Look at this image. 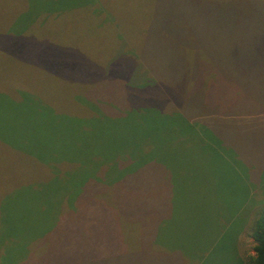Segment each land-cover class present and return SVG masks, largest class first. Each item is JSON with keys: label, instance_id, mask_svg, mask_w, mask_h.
<instances>
[{"label": "rangeland", "instance_id": "374dc122", "mask_svg": "<svg viewBox=\"0 0 264 264\" xmlns=\"http://www.w3.org/2000/svg\"><path fill=\"white\" fill-rule=\"evenodd\" d=\"M55 1L49 21L17 34L51 4L0 0V264H250L264 207V0H96L92 19L85 0ZM117 27L142 66L124 62ZM130 71L144 88H129ZM117 102L147 116L119 117ZM175 109L173 122L205 126L170 149L154 127ZM133 140L157 164L117 159Z\"/></svg>", "mask_w": 264, "mask_h": 264}, {"label": "trees", "instance_id": "16d2710c", "mask_svg": "<svg viewBox=\"0 0 264 264\" xmlns=\"http://www.w3.org/2000/svg\"><path fill=\"white\" fill-rule=\"evenodd\" d=\"M27 1H29V4H30L31 1L40 3L41 0H27ZM69 1H70L69 3L73 5L78 0H76V1L75 0H69ZM85 1L88 3L87 4L88 8H87V12L84 13V17L92 19L93 17H95L94 13L96 12V0H85ZM48 2H50L52 7L51 6L48 7V10H45V11L35 12V14H33L32 17L28 16L30 18V20L27 19L28 21L23 24L22 28L19 29V31H18L19 33H17V34H21L22 32H26L27 33V31H29L31 29V25L33 27L34 23H37L38 20H42L43 22L45 20L49 21L50 20V16L49 15H52L53 13H56L59 10H61V9H59L60 8L59 6L52 5V3L56 4L55 0H48ZM97 19H98V14H96V20ZM96 20H90L91 26H93V28H96V25H95L96 24ZM163 26H164V31H166V30H172L173 31V29H170L171 25H167L166 24V25H163ZM168 33H171V32H168ZM122 34L123 33H122V31H121V29L119 27L114 28V39H115L114 41L119 45L117 48H118V51L119 50L121 51L122 57L124 58V62L129 61L130 64H133L135 66L137 65V63L139 65V67L142 66L139 63L141 61V55H140L138 47H136V45H132L130 43H127L126 39H125V41H122L125 38V37H123L121 39ZM176 37H178V36H176ZM44 54H47V53H44ZM48 55L49 56L50 55L51 56H56L52 52H50V54L48 53ZM41 58L44 59L43 57H41ZM123 58H122V60H123ZM153 60H155V59H153ZM44 62H41L40 65L36 69L39 70V71H43L46 76L49 75V76L53 77L56 80H60L62 76H60V75H52L51 72L47 73L48 71H46V70H48V67L44 66ZM126 68L132 70L134 67L131 66V67H126ZM130 72L133 73V76L127 82V83L130 84L129 88L132 89V90H135V91L137 89L144 88L143 85L145 84L144 82H145L146 79L142 81L141 79L138 78L137 75L134 76V74H135L134 72H132V71H130ZM143 74L146 75L145 78H150V81H153V82L157 81V75H156V73L154 71L143 69ZM15 90L18 93H20L21 95H23L24 97L28 96L31 99V101H35L36 104H38V106L41 108L40 110L42 111V113H45V114L48 113V114L56 115V116L59 115V113H57L55 111V109H53L50 106V104L45 103L46 100H44L41 97H39V95L36 96L35 93L32 92L34 94L33 95L31 93V91H32L31 89H27L25 87H16ZM81 102L83 104L82 107L85 106V109H88V110L90 109L89 110L90 113L96 111V107L94 106L95 103L94 104L90 103L88 100H83ZM116 108H117V110H119L121 112H122V110H123V112H124V110H126L124 112L126 115L122 113L121 115H118L119 117L131 115V114L135 115V116H141V117L143 116V117H145V116H147V115H145V111L148 110V106L147 105L140 104V105H138L136 107L130 108V107L126 106L125 104H120L118 102L116 103ZM66 111H67V113H69L68 112L69 109L68 110L66 109ZM176 112H177L176 109H175L174 113L172 111L169 112V114L164 117L165 121H163L162 124L158 123V126L154 127V129H158V131H156V133H158L159 135L158 134H156V135H158L159 137H162L163 135L165 136V137H163V139H161L162 140L161 143L164 144L166 147H168L170 149L173 147V143H174L173 139H176L175 141L177 142L178 138H179L181 141H183V142H185L187 144V136L189 134V131H193V133L196 134V137L200 136V138H201V136H202L201 135V131L199 129L197 130V127H199V126H203L204 127L205 126L203 124L196 123V121H191V120H188V119H185L183 121L184 123L179 125V124H177V123L172 121V119H175L177 117ZM69 114H67V115H69ZM147 118H152L153 119V117H151V116L147 117ZM146 133H148V132H146ZM183 142L181 144H184ZM130 144H131V142L129 144H127V142H125V143L122 142V143L119 144V147L125 146L126 148H128ZM148 144H149V142L146 144V142L145 143L144 142L140 143L137 140L135 142L133 140V143L131 144L133 150L130 147H129V149H123L122 152H124V154L119 156V157L117 156L116 158L118 159V158L122 157V158L127 159L129 157V158H132L133 161H135V162H137L139 164H140L141 161H142L141 164L143 162H146V161L147 162L154 161L155 164H157L156 158L154 160H152L146 154V149L148 148V146H150ZM179 149L180 150H184L182 148H179ZM185 150H186V148H185ZM178 154L180 155L181 152L179 153V151H178ZM181 156L184 157L183 153H182ZM139 157H143L144 159L145 158H147V159L145 161H143ZM177 158H178V156L176 155V159ZM177 161L178 160H176L175 162H177ZM119 164H120V166H122L123 162L119 161ZM128 171H129V173H131L133 175L132 171H134V170L131 167H129ZM249 234H250V236H251V238H252V240L254 242L253 245H252L253 256L251 257L250 264H264V207L260 208L254 214V216H253V218H252V220L250 222Z\"/></svg>", "mask_w": 264, "mask_h": 264}, {"label": "crops", "instance_id": "0c3cea01", "mask_svg": "<svg viewBox=\"0 0 264 264\" xmlns=\"http://www.w3.org/2000/svg\"><path fill=\"white\" fill-rule=\"evenodd\" d=\"M259 183H260V187L264 185V181L259 182ZM252 188H253V187H249V191H253ZM254 188H255V190L257 189L256 187H254Z\"/></svg>", "mask_w": 264, "mask_h": 264}]
</instances>
